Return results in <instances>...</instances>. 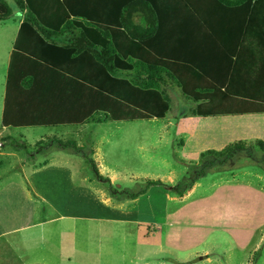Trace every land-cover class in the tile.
<instances>
[{
    "label": "rangeland",
    "instance_id": "374dc122",
    "mask_svg": "<svg viewBox=\"0 0 264 264\" xmlns=\"http://www.w3.org/2000/svg\"><path fill=\"white\" fill-rule=\"evenodd\" d=\"M6 3L14 9L12 0ZM3 24L9 23L0 22V88L6 66L3 46L11 33ZM198 76V86L207 85L203 74ZM162 90L171 103L163 119L112 122L104 113L98 115L105 125L96 138L102 136L104 144H81L98 176L84 160L76 170L64 165L71 149L49 142L34 148L33 139L45 135L47 140L56 132L0 135V232L31 219L37 227L33 236L49 240L56 250L65 240L72 255H78L61 264H175L194 258L193 264H235L224 252H232L229 238L244 230L253 247L244 264H253L252 253L264 247V154L255 149L253 158L239 152L222 164L214 162L182 196L173 188L199 171L200 153L221 150L253 130L260 135L264 118L192 116L198 102L175 86ZM83 135L92 141V135ZM49 157L54 161L47 171L33 174L29 165ZM23 163L28 165L21 172ZM143 180L161 183L148 186ZM139 191L144 194L130 199ZM238 252L237 258L242 255ZM161 257L170 262L155 260ZM257 264H264V254Z\"/></svg>",
    "mask_w": 264,
    "mask_h": 264
},
{
    "label": "crops",
    "instance_id": "0c3cea01",
    "mask_svg": "<svg viewBox=\"0 0 264 264\" xmlns=\"http://www.w3.org/2000/svg\"><path fill=\"white\" fill-rule=\"evenodd\" d=\"M112 4L113 10H116L115 20L127 21L121 28L127 27L128 34L141 37L148 53L174 59L180 64L192 62L202 72L203 82L219 86L221 91L225 90L233 97L264 104V0H112ZM121 6H127V9L118 11L116 8ZM22 18V14L15 13L2 21L9 23L3 25L10 27L11 33L3 46L6 66L0 88V135L32 130L56 132L58 139L74 141L82 147L81 151L71 149L74 153L70 152V156L64 159V165L67 163L72 170H76L82 160L87 164L81 144H104L102 136L96 138L97 130L105 125L100 116L93 113L89 122L84 121L88 119V108L92 105L96 108L97 98L79 79L59 69L33 64L19 54L14 56L10 71L12 76L9 78L13 44ZM65 35L71 36L68 33ZM61 41L58 39L57 43L61 44ZM189 76L195 74L189 73ZM3 113L9 124L29 127L11 129L1 126ZM240 116L264 118V114ZM217 117L222 116L209 118ZM85 132L93 136V142L83 135ZM20 137L26 139L23 135ZM47 137L44 135L33 140L45 141ZM258 138L264 140V129H261L260 135L253 130L240 136L245 141ZM53 161L49 157L34 162L29 168L33 174L42 173ZM27 165L23 163L20 171L24 172ZM26 180L30 179L26 177ZM30 187L34 192L33 184L30 183ZM35 225L28 219L0 232V264H61L78 257L72 255L65 240L56 250L49 245V240L33 236V230L37 228ZM244 233L240 230V236L229 238L232 252H224L229 263L235 260V264H244L253 249ZM238 245L244 251L237 249ZM237 250L242 254L239 258ZM180 255L177 257L181 259Z\"/></svg>",
    "mask_w": 264,
    "mask_h": 264
},
{
    "label": "trees",
    "instance_id": "16d2710c",
    "mask_svg": "<svg viewBox=\"0 0 264 264\" xmlns=\"http://www.w3.org/2000/svg\"><path fill=\"white\" fill-rule=\"evenodd\" d=\"M12 1L13 10L8 7L6 0H0V22L17 12L23 16L13 44L9 78L12 76L10 71L14 56L19 54L33 64L59 69L67 73L66 75L79 79L93 92V97L97 98L96 108L93 105L88 108V119L84 121L89 122L93 113H104L106 119L112 122L163 119L171 106L169 97L162 90L166 86H175L187 99L198 102L192 116L264 114L263 103L233 97L225 90L221 91L219 86L207 83L202 87L198 86L199 80L201 81L198 74L202 72L192 62L180 64L174 59L160 58L148 53L141 37L128 34L127 27L121 28L127 21L115 20L116 10H113L112 0ZM116 9L124 12L127 6ZM67 33L71 36L65 35ZM58 39L63 40L61 44L57 43ZM189 73L195 76H189ZM203 73L206 75V72ZM1 126L11 129L29 127L9 124L4 113ZM47 142L60 149L82 150L74 141H63L55 136L35 142L34 148L43 149ZM24 146L23 144L15 148L21 149ZM255 149L264 154V142L259 139L239 140L229 143L221 150L200 153L202 162L199 171L195 170L194 177L188 183L174 187V193L182 196L190 190L195 182L205 177L204 168L214 162L222 164L239 152L253 158ZM84 157L98 176L94 161ZM194 168L196 167L193 166L192 169ZM143 181L148 186L161 183L158 180ZM141 194L144 191L129 197L136 199ZM263 254L264 247L252 253L253 264H257ZM197 259L173 262L193 264ZM155 260L170 262L168 257Z\"/></svg>",
    "mask_w": 264,
    "mask_h": 264
}]
</instances>
